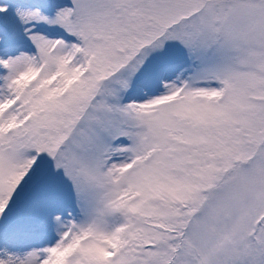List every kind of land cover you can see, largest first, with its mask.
I'll list each match as a JSON object with an SVG mask.
<instances>
[{
    "label": "snow or ice",
    "instance_id": "snow-or-ice-1",
    "mask_svg": "<svg viewBox=\"0 0 264 264\" xmlns=\"http://www.w3.org/2000/svg\"><path fill=\"white\" fill-rule=\"evenodd\" d=\"M0 264H264V0H0Z\"/></svg>",
    "mask_w": 264,
    "mask_h": 264
}]
</instances>
